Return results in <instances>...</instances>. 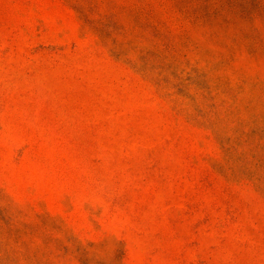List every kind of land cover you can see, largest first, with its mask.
Instances as JSON below:
<instances>
[{"label":"rangeland","instance_id":"1","mask_svg":"<svg viewBox=\"0 0 264 264\" xmlns=\"http://www.w3.org/2000/svg\"><path fill=\"white\" fill-rule=\"evenodd\" d=\"M0 264H264V0H0Z\"/></svg>","mask_w":264,"mask_h":264}]
</instances>
